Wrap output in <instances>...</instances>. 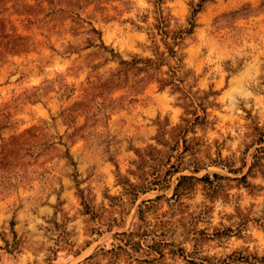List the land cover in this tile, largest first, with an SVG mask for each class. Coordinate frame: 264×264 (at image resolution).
I'll return each instance as SVG.
<instances>
[{"label":"rangeland","instance_id":"1","mask_svg":"<svg viewBox=\"0 0 264 264\" xmlns=\"http://www.w3.org/2000/svg\"><path fill=\"white\" fill-rule=\"evenodd\" d=\"M0 264H264V0H0Z\"/></svg>","mask_w":264,"mask_h":264},{"label":"trees","instance_id":"2","mask_svg":"<svg viewBox=\"0 0 264 264\" xmlns=\"http://www.w3.org/2000/svg\"><path fill=\"white\" fill-rule=\"evenodd\" d=\"M256 158H257V156H256ZM256 164H258V159H255V160H254V162H253V165H252L251 169H252V168H253V166H254V165H256Z\"/></svg>","mask_w":264,"mask_h":264}]
</instances>
